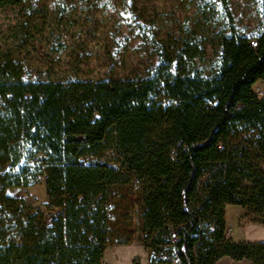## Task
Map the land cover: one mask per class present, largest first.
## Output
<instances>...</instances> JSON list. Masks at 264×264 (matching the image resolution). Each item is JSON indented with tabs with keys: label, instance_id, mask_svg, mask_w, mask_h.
<instances>
[{
	"label": "trees",
	"instance_id": "obj_1",
	"mask_svg": "<svg viewBox=\"0 0 264 264\" xmlns=\"http://www.w3.org/2000/svg\"><path fill=\"white\" fill-rule=\"evenodd\" d=\"M218 1L230 24L210 75L195 65L196 40L131 77L30 76L3 56L0 264H102L103 201L131 177L142 183L152 264H213L221 255L264 264V239L232 240L224 217L226 204L264 210V95L252 87L264 77V0L252 37L236 32L227 0ZM110 128L120 165L80 159L101 149ZM39 179L48 209L6 191Z\"/></svg>",
	"mask_w": 264,
	"mask_h": 264
},
{
	"label": "rangeland",
	"instance_id": "obj_2",
	"mask_svg": "<svg viewBox=\"0 0 264 264\" xmlns=\"http://www.w3.org/2000/svg\"><path fill=\"white\" fill-rule=\"evenodd\" d=\"M227 7L236 32L256 35L260 0H227ZM229 24L218 0H28L0 5V61L7 55L30 76L131 77L143 75L184 40H196L202 48L195 65L210 75ZM79 158L119 166L114 130L107 131L96 154ZM141 189L134 177L109 186L103 201L108 240L102 264H152L154 247L146 244L150 235L141 221ZM6 191L41 209L51 207L41 179ZM237 216L242 225L264 220V210L227 204L224 217Z\"/></svg>",
	"mask_w": 264,
	"mask_h": 264
},
{
	"label": "crops",
	"instance_id": "obj_3",
	"mask_svg": "<svg viewBox=\"0 0 264 264\" xmlns=\"http://www.w3.org/2000/svg\"><path fill=\"white\" fill-rule=\"evenodd\" d=\"M244 34L245 36L253 35ZM253 89L259 88L264 92V77L259 78L252 84ZM227 205V204H226ZM225 205V207H226ZM235 205V204H234ZM238 206V205H235ZM233 208V207H232ZM225 234L229 236L234 241H258L264 239V223L260 221H250L246 220L239 224V217L237 216L234 220H229L225 218ZM117 247V246H116ZM132 256V253L129 257ZM165 264V263H159ZM213 264H252L249 258L235 259L229 255H221L215 259Z\"/></svg>",
	"mask_w": 264,
	"mask_h": 264
},
{
	"label": "built area",
	"instance_id": "obj_4",
	"mask_svg": "<svg viewBox=\"0 0 264 264\" xmlns=\"http://www.w3.org/2000/svg\"><path fill=\"white\" fill-rule=\"evenodd\" d=\"M248 42H249L252 46H255V45H256V40L253 39V38L249 39ZM254 91H255V93L257 94V96H262V95H264V92H263L261 89H259V88H255ZM207 106H211V104H207ZM44 176H45V175H44ZM170 239H171V240H174L175 237L172 236V237H170ZM161 248H162L163 251H165L167 247H166V245H162ZM162 257H163V258H166L167 255H166V254H163Z\"/></svg>",
	"mask_w": 264,
	"mask_h": 264
}]
</instances>
